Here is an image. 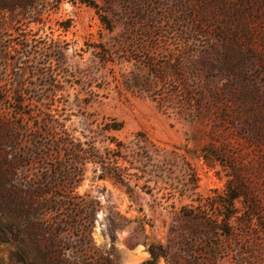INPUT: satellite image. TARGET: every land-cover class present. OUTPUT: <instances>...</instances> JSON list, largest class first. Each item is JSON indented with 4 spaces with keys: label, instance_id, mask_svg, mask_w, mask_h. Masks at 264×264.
<instances>
[{
    "label": "rangeland",
    "instance_id": "1",
    "mask_svg": "<svg viewBox=\"0 0 264 264\" xmlns=\"http://www.w3.org/2000/svg\"><path fill=\"white\" fill-rule=\"evenodd\" d=\"M92 1L0 0V149L18 134L32 177L67 170L66 134L115 161L122 179L90 159L55 189L89 213L99 264H264V0ZM81 228L58 236L68 264ZM19 255L41 264L32 241L0 240V264Z\"/></svg>",
    "mask_w": 264,
    "mask_h": 264
},
{
    "label": "trees",
    "instance_id": "2",
    "mask_svg": "<svg viewBox=\"0 0 264 264\" xmlns=\"http://www.w3.org/2000/svg\"><path fill=\"white\" fill-rule=\"evenodd\" d=\"M89 5L97 8V4L92 0H87ZM99 19L108 27L109 22L105 15L98 14ZM22 103V101H19ZM2 100H0L1 106ZM1 109V108H0ZM15 114H20V108L14 109ZM17 111H20L18 113ZM44 119V118H43ZM47 125L54 128L61 127V122L58 118L50 116V119L44 120ZM6 122L2 119L0 112V125L3 126ZM112 129H120L121 124L117 123L112 126ZM39 131V128L36 127ZM20 131V129H19ZM18 133V132H17ZM31 136H38L37 132L31 133ZM61 143L67 150L69 161L67 162V170L65 171L62 165L55 164L52 168L45 169L41 175L32 177L28 170H20L18 165L22 162L24 156L21 154L19 146V136L15 134L12 137L15 145L13 154H9L0 149V215L8 214V220L13 221L15 230L6 225H3L0 220V240L8 243H20L24 239L32 241L38 248L41 257V264H68L62 259L57 251L58 236L63 233L65 227L73 226L81 227L80 232V256L74 258L73 264H99L94 256H91L87 250L86 238L89 237L91 221L89 220V213L80 212L81 203L79 201L70 203L73 198L71 194L69 197L57 195L55 189L62 186L61 178L65 177L70 180L71 192L76 186L74 178L81 173L80 165H84L90 159L94 163H99L103 173L111 175L117 179H122L117 173L118 166L115 161L104 157L102 154L93 155L91 158L92 149L88 150L81 148V143H75L70 134ZM60 144V140L56 141ZM109 167V168H108ZM240 194L231 193L227 196L226 204L232 210L228 211V217L233 213L234 201ZM65 198V199H64ZM66 206L67 214L63 219L53 220L50 215L58 213L59 209ZM84 217V218H83ZM218 227V226H217ZM35 228H40V234L32 236L31 231ZM25 235V236H24ZM148 252L151 261H155L160 255L154 245H149ZM16 253V250H15ZM21 263H24V256L19 255Z\"/></svg>",
    "mask_w": 264,
    "mask_h": 264
}]
</instances>
